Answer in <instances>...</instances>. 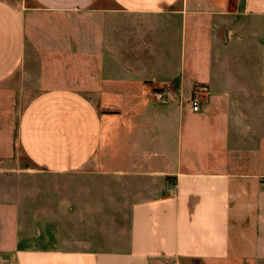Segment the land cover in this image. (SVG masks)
I'll list each match as a JSON object with an SVG mask.
<instances>
[{
    "label": "crops",
    "instance_id": "obj_1",
    "mask_svg": "<svg viewBox=\"0 0 264 264\" xmlns=\"http://www.w3.org/2000/svg\"><path fill=\"white\" fill-rule=\"evenodd\" d=\"M245 36L256 76L220 68ZM16 74L49 84L11 139L33 170L0 153V264H261L264 0H0V88ZM161 87L199 88L201 112L155 101ZM186 114L211 142L196 167L180 152ZM62 174L81 179L65 187L66 233L52 207L41 215L39 178Z\"/></svg>",
    "mask_w": 264,
    "mask_h": 264
},
{
    "label": "rangeland",
    "instance_id": "obj_2",
    "mask_svg": "<svg viewBox=\"0 0 264 264\" xmlns=\"http://www.w3.org/2000/svg\"><path fill=\"white\" fill-rule=\"evenodd\" d=\"M240 21V20H239ZM240 37H243L242 34H240ZM246 47L252 49V45H249L247 42V38L245 36V55L241 51V44H239L235 49L227 50V54H225V59L221 60L220 68L222 69H240L241 67H245V72L249 71L255 76L257 75L258 71V61L255 58L253 60V57L256 56L253 54V52L247 53ZM245 62V63H244ZM127 63V62H125ZM197 63V62H196ZM203 62H199L201 64ZM198 64V63H197ZM187 72H190L193 70L196 66V64L193 66V62H190V60H187L185 62ZM198 71L202 72L204 71L205 67L204 65L201 68H196ZM39 81L37 85L39 86H29V84L24 80V77L22 75L16 74L13 78H10L9 82L5 87L0 88V153L3 149H10L15 148V159L16 161L13 162L11 159H9L10 165H22L25 166L26 172L32 171L33 168L31 162L26 158L25 162L22 160V155H19L18 158V147L16 148L15 141H11L12 135L15 132V128H17L18 125V119L19 115L22 111V108L26 104L27 101H29L32 97H34L38 93V87H43L42 85H45V80H47V83L49 84V75L47 78H37ZM253 83V82H252ZM42 84V85H41ZM198 91H201L199 88ZM196 90V91H197ZM192 90L191 92L185 93L184 99L188 100L190 96L193 94ZM177 98H179V93H176ZM235 114L233 117H236V114L240 116V113H237V110H235ZM187 114L185 115L183 128L181 131V139H180V152L182 157V162L184 166H190V167H196L197 165L194 163V157H195V151L199 149L200 152L203 154H208L210 150V144L211 142L205 140H199L194 136V125L191 123L190 120H188ZM13 127V129H12ZM201 137H204L203 134H201ZM222 146L226 145V142L221 143ZM234 144V143H233ZM202 153H198V155L201 157ZM20 154V153H19ZM1 156V155H0ZM4 159V158H2ZM3 161V160H1ZM2 165L5 164V162H0ZM204 164H202L203 166ZM25 172V173H26ZM27 182L28 180H32L31 177L26 176L25 179ZM40 182L42 183L43 187L47 186V190L44 188L42 193V211L41 215L49 216L52 211L56 212L58 216L61 218V224L63 225V228L66 233V199H65V187L67 185V181H75V180H81L78 178H71L67 177L64 174L62 175H49V176H41L39 178ZM56 184L57 186V192H53L52 195L56 197L53 200L52 206L50 205V191L48 186H53ZM52 187V188H53ZM233 226H232V234H233V246L237 249H243L245 251V240L241 237V227L238 222V218L240 217V213L237 211L233 212ZM75 219L74 221L70 222L71 227L74 228H80L81 220ZM241 224L245 225L244 222H241ZM244 227V226H242ZM80 231V230H79ZM261 264H264V260L260 262ZM158 264H173L171 261L166 263H158Z\"/></svg>",
    "mask_w": 264,
    "mask_h": 264
},
{
    "label": "built area",
    "instance_id": "obj_3",
    "mask_svg": "<svg viewBox=\"0 0 264 264\" xmlns=\"http://www.w3.org/2000/svg\"><path fill=\"white\" fill-rule=\"evenodd\" d=\"M241 2H246L247 0H240ZM177 93V92H176ZM176 93L170 92L166 90V87H161V88H156L153 91V98L155 101L159 103H169L173 101H178L180 103L187 102L191 110L195 113H199L202 110V103H203V98H202V93L200 91H195L193 94L190 96L188 100L184 99L185 93L180 90L179 93V98H177Z\"/></svg>",
    "mask_w": 264,
    "mask_h": 264
}]
</instances>
